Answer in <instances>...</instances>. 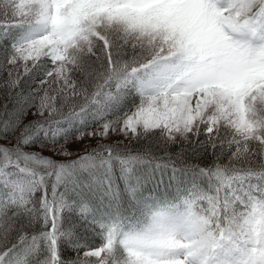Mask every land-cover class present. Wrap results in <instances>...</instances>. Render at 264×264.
<instances>
[{
  "label": "snow or ice",
  "instance_id": "snow-or-ice-1",
  "mask_svg": "<svg viewBox=\"0 0 264 264\" xmlns=\"http://www.w3.org/2000/svg\"><path fill=\"white\" fill-rule=\"evenodd\" d=\"M0 264H264V0H0Z\"/></svg>",
  "mask_w": 264,
  "mask_h": 264
},
{
  "label": "rangeland",
  "instance_id": "rangeland-1",
  "mask_svg": "<svg viewBox=\"0 0 264 264\" xmlns=\"http://www.w3.org/2000/svg\"><path fill=\"white\" fill-rule=\"evenodd\" d=\"M85 143H88L87 141H85ZM93 144L95 143L94 141L92 142ZM47 154V153H46ZM74 158V157H73ZM58 159H64L63 157H58Z\"/></svg>",
  "mask_w": 264,
  "mask_h": 264
},
{
  "label": "trees",
  "instance_id": "trees-1",
  "mask_svg": "<svg viewBox=\"0 0 264 264\" xmlns=\"http://www.w3.org/2000/svg\"><path fill=\"white\" fill-rule=\"evenodd\" d=\"M176 149H173V151H175ZM161 190H163L162 188H161Z\"/></svg>",
  "mask_w": 264,
  "mask_h": 264
}]
</instances>
